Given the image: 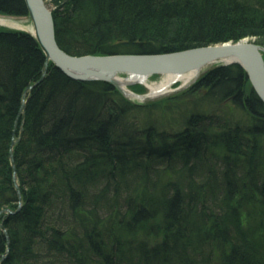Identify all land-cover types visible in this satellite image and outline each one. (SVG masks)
Returning a JSON list of instances; mask_svg holds the SVG:
<instances>
[{"label":"trees","instance_id":"16d2710c","mask_svg":"<svg viewBox=\"0 0 264 264\" xmlns=\"http://www.w3.org/2000/svg\"><path fill=\"white\" fill-rule=\"evenodd\" d=\"M51 2L69 54L264 44V0ZM0 13L28 11L0 0ZM44 60L33 35L0 29V209L18 207L14 170L22 197L0 215V264H264V102L240 64L211 67L186 91L229 98L246 120L198 106L170 132L137 125L142 106L112 83L52 61L22 117Z\"/></svg>","mask_w":264,"mask_h":264},{"label":"water","instance_id":"95a60500","mask_svg":"<svg viewBox=\"0 0 264 264\" xmlns=\"http://www.w3.org/2000/svg\"><path fill=\"white\" fill-rule=\"evenodd\" d=\"M25 3L33 23L31 32L45 54L40 79L47 70L48 61L51 60L54 65L74 79L108 81L127 96L123 84H130L134 81L127 82L126 80V82L121 83L119 80L121 77L118 73L145 77L154 73H184L192 70L199 71L202 67L218 60H231L244 68L253 89L264 102V60L261 55L264 48L253 41L216 42L159 53H87L74 55L65 52L58 45L52 13L46 5V1L25 0ZM32 86L29 85L25 93ZM161 95L149 96L144 94L137 96H143L140 99L148 101L160 98ZM24 107L25 102L21 105V114H23ZM12 152L11 149V157H13ZM8 211L5 209L0 213ZM0 226L5 232L2 222H0ZM6 253L2 255L0 260L6 256Z\"/></svg>","mask_w":264,"mask_h":264},{"label":"rangeland","instance_id":"374dc122","mask_svg":"<svg viewBox=\"0 0 264 264\" xmlns=\"http://www.w3.org/2000/svg\"><path fill=\"white\" fill-rule=\"evenodd\" d=\"M45 1H46V5L48 6V8L51 10V13H52V9L54 8V4L51 2V0H45ZM0 17L12 19L19 24V25H8V24H1L0 23V29L8 28L11 30H22V31H27L28 33L33 35L31 32L33 30V29H31V28H33V23L31 21L29 13H27L26 15H5V14L0 13ZM241 40L253 41V42L257 43L258 45L262 46V48H264V44L256 42V41H254V39L249 38V37H241V38H238L236 40L228 39L225 41L235 43V42L241 41ZM221 42H224V41H221ZM211 44H213V43H211ZM164 52H168V51H164ZM261 52L263 54L262 57L264 60V50H262ZM154 53H159V52H154ZM74 55H78V54H74ZM49 61H51V60H49ZM230 63H236V62H233L231 60H229V61L218 60V61H215V62L208 64V65L202 67L201 69H199V71L196 73V75L192 79H190L189 81H187L185 83L182 82V80H180V79L174 80L169 85V91H167L165 94H162L160 98H157L155 100H148V101L146 100L145 101V99L142 100V99H140V96H137V95L149 94L148 83H150V84L159 83L164 76L163 73L151 74V75L146 77L147 79L145 82L134 81L130 84H126L127 96H125L119 90L118 91L124 97H126L129 101L142 106V108L135 110L136 112L134 114V116H135L134 121H137V125H140V126L144 125V123L146 122L145 119H149V120H152L154 122V127H157L159 130L166 129L170 132L177 131L178 129L184 127L185 118L188 115H190L193 111H196V107H198V106L199 107L201 106V108H205V110H209V112H215L216 111L217 113L224 114L226 117L229 116L230 118L233 117V118H238V119L241 118L242 120H246L247 119L246 112L242 111L239 108L237 109L229 98H226L224 100H218L216 98H214V100H212V99L205 100V99L200 98V100H198L201 95L196 94V93L191 94V93L186 91L188 89V87L190 85H192L193 82L202 73H204L207 69L214 67V66H217V65H227ZM41 75H42V71H41ZM41 75H40V77H41ZM118 75L121 78H125V79L129 76V74H126V73H118ZM40 77L35 83L29 84V85L34 86L44 76L41 79H40ZM248 79H249V77H248ZM250 83H251V81H250ZM133 85L136 86L138 88V90H136L134 87H132ZM251 86H252V84H251ZM25 91H26V89H25ZM25 91H24V93H25ZM27 92L25 93V96L23 93L24 99H22V103L26 102L25 97L27 95ZM135 94H137V95H135ZM151 102H154V104L149 105V106L144 105L146 103H151ZM20 109H21V107H20ZM24 111H25V107H24ZM24 111H23L22 117L24 116ZM19 113H20V110H19ZM19 138H20V136L13 140V142L11 144L12 151H13L14 144L16 143L17 140H19ZM11 149H10V156H11ZM12 155H13V157H11V162H12V165H13V162L15 165L14 151L12 152ZM12 160H14V161H12ZM14 165H13V167H14ZM13 178H14V182H15L16 190H17V194H18V199H17L18 207L16 209H12L8 206L2 207L0 209V212L2 210H5V209H8L9 211L8 212H2V213H0V215H2L4 213L5 214L6 213H10V214L16 213L22 207V197H21L20 188H19V181H18L17 173L15 170L13 172ZM163 178H166V177H163ZM110 189H111V192H113L112 187ZM122 189L124 190L125 186H122ZM108 206L109 205H107V207ZM107 207L105 206V208H107ZM3 227H4V225H3ZM5 230H6V228H5ZM8 243H9V241H7V244ZM8 250H9V247L7 245V249H6L7 253H8ZM6 251H5V253H6Z\"/></svg>","mask_w":264,"mask_h":264},{"label":"bare ground","instance_id":"6f19581e","mask_svg":"<svg viewBox=\"0 0 264 264\" xmlns=\"http://www.w3.org/2000/svg\"><path fill=\"white\" fill-rule=\"evenodd\" d=\"M0 23L1 24H8V25H19L16 21L9 19V18H5V17H0ZM31 29H33V28H31ZM261 55L263 56L262 52H261ZM197 72L198 71H196V70H192V71L184 72V73H163L164 76L159 83H154V84L148 83L149 94H147V95L155 96V95L165 94L167 91H169V85L172 81L180 79V80H182V82L185 83V82L189 81L190 79H192L196 75ZM146 79L147 78L145 76H141V75H129L126 79L120 78L119 80L121 81V83H124V82H126V80H127V82L128 81L145 82ZM123 87L126 90V85L123 84ZM142 97L143 96H140V98H142Z\"/></svg>","mask_w":264,"mask_h":264}]
</instances>
